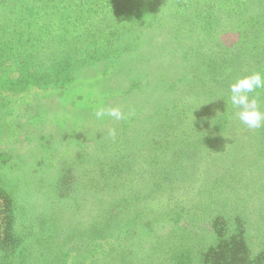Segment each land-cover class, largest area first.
<instances>
[{"label":"rangeland","instance_id":"rangeland-1","mask_svg":"<svg viewBox=\"0 0 264 264\" xmlns=\"http://www.w3.org/2000/svg\"><path fill=\"white\" fill-rule=\"evenodd\" d=\"M58 1L77 8L58 33L67 49L50 62H38L50 58L30 57L33 40L37 46V39L54 31L50 19L36 13L39 4L33 0L28 7L13 9V26L28 25L22 34L17 32L22 27L11 31L0 59V264H212L215 254L218 263L224 253L220 250L237 247L241 242L235 240L241 239L246 263L264 264V127L216 141L212 138L214 147L221 145V152L213 150L197 169L195 151L184 159L181 153L170 161L173 164H166L165 157L160 161L154 157L156 153L176 157L180 142L173 140L180 135H150L138 144L135 135L153 125L124 119L118 142L109 141L129 150L115 161L117 168H111L115 172L104 171L100 160L109 150L97 151L90 142L98 133L86 142L78 127L81 121L97 122L95 108L108 97L126 99L124 93L118 94L119 88L108 87L100 95L91 87L106 76L116 77L117 63L128 58H133L129 71L136 91L149 90L157 77L167 76L171 83L177 76L172 78L170 57L183 64L176 75L187 76L193 84L201 81L203 57L196 38L200 19L189 16L201 0ZM262 6L264 1L258 9ZM95 16L101 26L81 47L80 40L73 39L78 36L73 30ZM257 20L259 24L264 15ZM129 23L146 29L132 33L129 50L107 69L93 64L91 59L111 35ZM148 31L160 34L149 41ZM217 41L230 49L237 45L239 33L221 32ZM173 45L178 48L171 52ZM90 74L96 77L87 79ZM60 75L69 81L56 83ZM194 76L197 79L191 82ZM182 84L179 80L177 87ZM257 93L264 98V89ZM153 94L160 96L157 90ZM52 95L66 100L63 110H81L80 123L76 116L68 117L71 127L65 116L55 113L53 119L61 127H47L50 117L43 100ZM134 101L131 111L139 108ZM35 140L39 143L34 149ZM142 174L146 177L141 178ZM112 208L116 211L111 216ZM9 218L14 220L11 227Z\"/></svg>","mask_w":264,"mask_h":264},{"label":"trees","instance_id":"trees-1","mask_svg":"<svg viewBox=\"0 0 264 264\" xmlns=\"http://www.w3.org/2000/svg\"><path fill=\"white\" fill-rule=\"evenodd\" d=\"M30 1L33 0H0V59L3 55V46L7 41H10L13 34L11 31L14 32L22 27L17 31L19 34H22L24 32V26L28 25L26 23L22 26L20 23L19 27L13 26L11 15L13 9L19 5L28 7ZM261 1L264 0H201L200 6L197 4L194 9L189 10V16L199 18L201 26V28L199 26L200 30L198 29L199 32L196 36L203 57V64L199 70L202 71V79L198 84L189 83V78L187 76L183 77L181 75H176L180 71L178 69L183 67V64L175 57H170L171 60L169 63L172 66L171 70L174 72L172 78L175 76L177 77H175L171 83L167 76L157 77V84H154L152 88L144 91H136L134 90V76L129 71L133 63V58H128L124 63H117L119 72L116 77L106 76L102 81L97 82L91 87L95 94L100 93V95H104L105 92H108V87L119 88L120 91L118 94L121 92L124 93V98L126 99L115 100L113 96L108 97L100 106L119 107L126 114L131 112L132 115L126 118V122L128 123L133 120L135 125H137L139 121H142V123H151L153 125V127L145 133L138 132L134 137L137 138L138 136L137 142L135 143L139 144L144 142L150 135L153 138L165 133L166 135L173 136L180 135V139L174 138L173 140L174 142L178 140L180 142L177 145V152L174 155L176 157H169L167 153L166 155L163 153H156L154 157L157 161L165 157L166 164H173L170 163V161L181 156V153L184 154V159L191 151H195L196 157L199 156L197 160L198 165H196V168L199 169L205 157L210 155L213 150L214 152H221V145H215L214 147L212 138L214 139L216 137V141L217 138L219 139L224 135L228 138L231 134L239 132L243 135L244 132L248 131L249 133L253 130L248 128L237 118L236 113L239 109L233 107L230 103L229 85L236 79L250 75L253 72L259 71L264 73V20L259 24L257 20L264 15V6L258 9ZM38 4L36 13H40V17L45 16L50 19L49 25L54 31L48 36L37 39L39 40L37 46L33 44L36 40L34 39L29 50L32 59L50 58L44 59V61L38 59V62L45 63L50 62L53 59L52 56L58 52L67 49V46L60 42L58 33L63 30L61 26L69 24L70 14L74 13L77 8L72 4L58 0H38ZM47 6H49L48 10ZM207 21H210V23H207ZM100 26V20L95 16V18H91L88 22L73 30L74 33H78V36L73 39L76 40V43L80 40L79 44H81V47H86V45L82 44H87L86 40L88 39L91 41L93 32L100 28ZM141 28L143 30L146 29V27L143 26L137 28L134 24L129 23L126 29L122 28L120 31L116 30L114 35H111L109 42L103 45L95 57L91 59L92 63H96L98 66L102 65V67L104 66L107 69L106 65L120 58L122 53L129 50L127 43L131 40L132 33L142 30ZM195 30L196 29L193 28L191 34H193ZM182 31L184 32L185 30ZM225 31H236L239 33L237 45L230 49H226L223 46L221 47V44L217 41L219 34ZM103 32L105 34L106 31H102L101 35H103ZM172 32L177 36H182L178 29H173ZM158 34L160 33H157V31H148L149 37L147 40H155ZM145 46L148 47L149 45L145 44ZM92 48L93 47H89L88 49L92 50ZM176 48L178 47L173 45L169 50L174 52ZM156 57L159 58L160 54ZM139 61L140 60H137L136 62ZM156 61L157 59L153 61L155 65L154 72L157 70ZM88 67L89 66H87V68ZM35 69L40 70V67L37 66ZM164 70H166V68H164ZM90 75L91 76L87 77V79H94L96 77L94 74ZM65 78L66 82L70 79L64 75H60V79H58L56 83H60L65 80ZM195 79H197L196 76L192 77L190 81L193 82ZM179 80L182 81L183 84L177 87ZM154 88L160 93L159 97L154 96ZM164 88H166L164 93L159 91ZM61 97L62 96L59 95H52L43 100V103H45L47 107L48 117H50L46 121L47 127H61L60 122L53 119L55 113H58L59 117L65 116L66 124L69 122L67 120L68 117L72 119V117L76 116L77 120L80 118L81 110L77 113H73L71 112L73 110L67 109V107L70 106L64 107L69 110L68 112L67 110H63V105L66 100H62ZM133 100H135L134 104L136 102L139 108L131 111L132 106L130 103L133 102ZM261 100H264V98H261ZM200 104L204 106L201 107ZM96 109L97 108H95V110ZM144 109L151 110L152 113L144 112ZM91 116L92 114H88V118ZM96 121L97 122L92 123L81 121L80 123L79 120V131L82 133V138H84L86 142L89 141L88 138L93 139L91 135L94 136V134L98 133L95 138L96 141L94 139L90 140V142L92 145H95L94 147H96L95 150L97 151L100 150L99 148H107V150H109L108 153L102 157L103 159L101 158L100 160L103 161L104 171L109 170V172H115L116 170H111V168H117L118 166V164H115V161H118L121 155H125L129 152L127 148H116L114 145L109 144V141L114 143L118 142L119 129H122L123 120L114 122L111 118H105L102 121H98L97 119ZM72 123L69 122V126L72 127ZM96 123L97 125H95ZM64 125L65 123L62 124V126ZM110 128H115L117 130L115 139L108 136V130ZM165 130L166 132L160 133ZM50 132L52 133V131ZM192 140L195 144H192ZM131 141H133V139H131ZM38 143V140L33 141L31 147L35 149ZM110 159L112 160L110 161ZM78 164L83 163H75L76 166ZM60 168L63 170L62 166H60ZM145 177V174L141 175V178ZM74 179L77 180V177ZM6 200L9 201L10 205H13V201L11 202L10 198H6ZM9 211L11 213V210ZM115 211L116 209L112 208L111 216ZM1 218L0 215V219ZM7 224L11 227L14 224L13 218L12 220L9 218ZM242 240L243 239L240 241L235 240V242H241L237 247L234 245V248L225 247V250H220L224 251V253L218 257V263L216 262L217 258L215 254L211 259L212 264H247L246 252L243 249L244 243Z\"/></svg>","mask_w":264,"mask_h":264},{"label":"clouds","instance_id":"clouds-1","mask_svg":"<svg viewBox=\"0 0 264 264\" xmlns=\"http://www.w3.org/2000/svg\"><path fill=\"white\" fill-rule=\"evenodd\" d=\"M258 89H264V73L259 71L236 79L229 85L230 103L233 107L239 109L236 113L237 118L250 129L264 127V111H261L264 100H261L257 93ZM94 115L98 121H102L105 118L120 121L131 116L132 113L126 114L119 107L99 106L95 110ZM116 135L117 130L115 128L108 130L109 137L115 139Z\"/></svg>","mask_w":264,"mask_h":264}]
</instances>
